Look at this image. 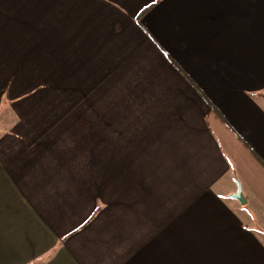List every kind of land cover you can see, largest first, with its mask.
Listing matches in <instances>:
<instances>
[{
    "label": "crops",
    "instance_id": "crops-1",
    "mask_svg": "<svg viewBox=\"0 0 264 264\" xmlns=\"http://www.w3.org/2000/svg\"><path fill=\"white\" fill-rule=\"evenodd\" d=\"M0 264H264V0H0Z\"/></svg>",
    "mask_w": 264,
    "mask_h": 264
},
{
    "label": "water",
    "instance_id": "water-1",
    "mask_svg": "<svg viewBox=\"0 0 264 264\" xmlns=\"http://www.w3.org/2000/svg\"><path fill=\"white\" fill-rule=\"evenodd\" d=\"M237 184V191L231 195V198L238 201L241 204H245V199L243 198V195L241 193V185L239 183Z\"/></svg>",
    "mask_w": 264,
    "mask_h": 264
},
{
    "label": "trees",
    "instance_id": "trees-1",
    "mask_svg": "<svg viewBox=\"0 0 264 264\" xmlns=\"http://www.w3.org/2000/svg\"><path fill=\"white\" fill-rule=\"evenodd\" d=\"M194 86V85H193ZM195 87V89L201 94V91L196 87V86H194Z\"/></svg>",
    "mask_w": 264,
    "mask_h": 264
}]
</instances>
